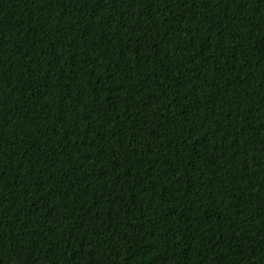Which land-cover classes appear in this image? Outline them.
<instances>
[{"label": "trees", "instance_id": "obj_1", "mask_svg": "<svg viewBox=\"0 0 264 264\" xmlns=\"http://www.w3.org/2000/svg\"><path fill=\"white\" fill-rule=\"evenodd\" d=\"M0 264H264V0H0Z\"/></svg>", "mask_w": 264, "mask_h": 264}]
</instances>
